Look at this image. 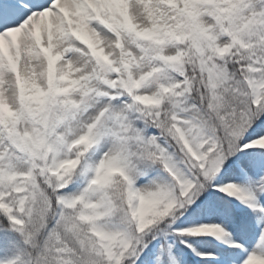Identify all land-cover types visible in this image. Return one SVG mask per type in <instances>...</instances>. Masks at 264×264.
<instances>
[{
    "label": "rangeland",
    "instance_id": "rangeland-1",
    "mask_svg": "<svg viewBox=\"0 0 264 264\" xmlns=\"http://www.w3.org/2000/svg\"><path fill=\"white\" fill-rule=\"evenodd\" d=\"M74 1L82 2V9L69 15L61 0L36 11L27 10L35 0H0V19L26 13L20 24H12L14 30H2L15 35L7 37L0 30V105L14 139L29 136L35 142L36 130L21 119L22 100L45 96L52 78L60 89L71 91L42 123L57 134L54 145L62 146L51 157L54 165L74 161L71 148L90 132L89 140L98 144L85 153L86 181L68 185L61 194L67 200L87 199L90 220L80 222L77 213L63 209L55 222V205L31 176L29 160L0 136V175L11 171L28 177L24 189L19 181L12 183L18 188L12 205L22 209L13 213L14 222L2 216L0 260L14 256L15 264H264V0H243L222 25L212 15L203 17L202 24L212 33L209 46H204L209 53L203 62L197 55L200 65L188 73L192 80L199 79L205 95L202 100L187 93L169 99L172 114L165 127L160 110L150 124L141 116L131 117L132 98L120 91L124 77L103 75L97 60L117 68L128 65L139 86L138 99H158L162 85L188 89L185 73L190 68L180 60L185 47L179 46L177 36L157 46L148 43L153 25H171L175 8L188 0ZM36 16L41 19L33 22ZM41 33L46 43L38 38L28 44L27 39ZM100 36L109 39L104 43ZM231 46L239 48L232 61H221ZM144 48L170 59L181 52L177 62L158 70ZM75 56L87 64L85 70L71 75L59 69ZM12 68L17 69L14 74ZM117 159L128 175L121 178L131 181L130 203L123 193L111 200L95 185L103 165ZM153 205L168 212L150 226ZM241 207L255 210L251 234L239 226ZM216 233L229 244L220 242Z\"/></svg>",
    "mask_w": 264,
    "mask_h": 264
},
{
    "label": "trees",
    "instance_id": "trees-1",
    "mask_svg": "<svg viewBox=\"0 0 264 264\" xmlns=\"http://www.w3.org/2000/svg\"><path fill=\"white\" fill-rule=\"evenodd\" d=\"M243 0H188L182 8H177L173 13V23L168 26L154 25V40L156 43L154 45H159V43L167 42L172 34H177L182 42V46L185 47V54L182 55L181 59L184 63L189 66L190 69L187 70L185 75L189 77V86L186 90H179L180 87H174L172 89H166L162 91L161 99L157 101L153 100H142L138 101L134 99L135 88L132 86L131 76L129 73V68L124 67V74L127 77V85L130 87L124 91V95H132L134 103L130 109L131 117H143L142 120L154 123L156 120H153L152 117L156 110H160L163 116L162 127L169 125L171 119V108L167 105L168 100L178 98L180 95L184 96L186 93L190 94L198 100H202L201 96L205 95V89L199 83V79L192 80L191 75L188 72H194L196 65H200L197 61L196 56L198 55L202 62L206 60L209 51L205 49L204 46H209V40H211L212 33L205 28L202 24L203 17L207 15L214 16L217 20L220 21V25L224 24L229 18L235 16V8L240 5ZM244 2V1H243ZM240 39V35L237 37ZM236 39V37H234ZM235 42H237L235 40ZM144 46V45H142ZM234 46H238L237 43H234ZM204 47V49H202ZM236 47L228 49V56L224 59L220 56L221 61H228L233 59L237 50ZM144 53L150 57L154 66L162 70L164 66L168 65V62L162 54L149 52L147 49H143ZM218 57V56H217ZM216 61L214 57L211 61ZM102 69H106L110 72L118 73L119 71L111 66L106 65V63L100 61ZM195 73V72H194ZM234 73V71H233ZM199 74L198 72L196 73ZM196 75V77H198ZM205 87L206 83L200 79ZM65 95L62 92H59L58 89H54V92L46 97L39 98L34 102L29 103V101H24L22 107V119L25 123L34 124L38 128L39 133V142L35 146L36 150L33 149L31 144L22 142L21 145L15 144L18 149L23 146L24 153L29 157L33 175L37 178L38 186L42 189L45 194L49 195L52 198V202L55 205L54 208V221H59L61 219V211L63 209L77 213V218L80 222L88 223L90 217L86 214L89 204L87 200L80 199L79 201L67 200L61 196V193L65 188L74 183H82L86 180L88 174V168L84 164L83 157L85 151L88 150V143H81L75 148L77 160L71 164L65 165L63 167H54L50 163V159L46 156V149L48 148V142L45 138L44 128L41 124L38 123V119L41 117V110L45 107H53L56 103H62L65 100ZM27 100V99H26ZM161 122V121H160ZM159 123V122H158ZM9 123L6 114L0 106V135L6 138L9 136ZM127 161V159H126ZM123 169L124 166L117 161L116 163L108 161L105 164V168L102 170V174L97 180L98 187L105 194L106 197H109L114 201V196L118 193H123L127 202L130 203L131 192H130V182L128 180H123V176L117 170ZM15 179H20L22 183H26L22 177L15 174L13 177ZM119 185V186H118ZM120 187V188H118ZM16 186L12 185L11 181H5L0 184V223H2V216L6 219H10L11 222L15 221L14 212L19 211L22 207L19 205L18 208H15L12 203H17V198H15ZM14 198V200H12ZM8 199L12 200L11 204L7 201ZM19 200V199H18ZM209 201L207 202V205ZM84 207V216H82V208ZM150 214V226L156 225V221L160 217H165L168 212V208L159 209V206H151L149 211ZM255 212L241 209L238 212V221L243 230H250L254 227V221L256 217ZM148 225V227H149ZM14 256L11 258H4L0 260V264H15Z\"/></svg>",
    "mask_w": 264,
    "mask_h": 264
},
{
    "label": "bare ground",
    "instance_id": "bare-ground-1",
    "mask_svg": "<svg viewBox=\"0 0 264 264\" xmlns=\"http://www.w3.org/2000/svg\"><path fill=\"white\" fill-rule=\"evenodd\" d=\"M74 1V0H73ZM72 0H61V2H62V4H63V10H65L66 12H68L69 13V15L72 13V12H74V11H77V10H79V9H82V2H77V1H74L73 2ZM60 3V1L59 2H57V4L55 5V6H57L58 4ZM67 13V14H68ZM50 14H53V13H50ZM45 17V16H44ZM39 19H41V16H36L32 21L34 22V21H38ZM55 20H58V18H56ZM13 32V31H12ZM11 31L10 32H8V33H6V34H4L5 36L7 35V37H10V36H12V35H15V34H13V33H15V32H13L12 33ZM38 38H40V40H41V42L42 43H46V42H44L47 38L45 37V35L44 34H40V35H34L33 37H32V39H27V41H29V45H32V44H35V39H38ZM97 39H99V40H101V41H103L104 43H106L107 42V40L109 39V37H107V36H104V37H102V36H100V37H97ZM77 56H75L73 59H70V60H68L65 64H59V69L62 71V70H65V71H69V72H71L70 74L72 75V71H76V72H79V71H83V70H85L86 68H87V64H85V65H82L81 63H85L84 61L82 62V60H81V57H77ZM56 59H58V58H56ZM215 237H217V238H219V241L220 242H227V241H225V239H224V236L223 237H219V234L218 233H216L215 234ZM228 244H229V242H227Z\"/></svg>",
    "mask_w": 264,
    "mask_h": 264
}]
</instances>
